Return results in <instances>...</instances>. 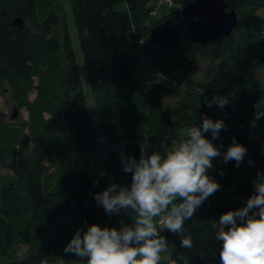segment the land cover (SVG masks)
<instances>
[{
  "label": "trees",
  "instance_id": "trees-1",
  "mask_svg": "<svg viewBox=\"0 0 264 264\" xmlns=\"http://www.w3.org/2000/svg\"><path fill=\"white\" fill-rule=\"evenodd\" d=\"M68 1L114 183L131 184V174L122 170V152L139 158L141 149L163 150L157 141L166 146L178 141V131L201 125L203 115L226 125L217 140L205 134L214 146L226 152L235 138L254 159V173H264V128L260 141L250 136L255 113L264 112V83L254 74L264 67V0H225L237 25L206 45L190 42L179 6L155 21L150 0ZM15 16L22 18V28L12 23ZM167 16L176 34L177 26L183 27L184 40L172 47L179 52L173 66L202 52L211 63L200 79L186 67L169 84L139 73L141 52L154 49L150 31ZM0 79L29 112L23 134L0 108V166L11 172L0 186V264H86L66 254L65 246L86 225L117 228L116 217L94 199L106 188L88 166L97 141L59 0H0ZM31 89L33 100L27 98ZM214 96L229 98L223 110L208 106ZM259 120L264 127V117ZM245 156L239 167L213 159L207 174L221 187L184 222L181 234L157 224L172 248L168 259L161 253L160 264H220L219 217L242 207L254 192L249 178L234 181L235 170L247 165ZM121 214L123 225L132 223L131 210ZM189 234L193 247L181 248L182 236ZM17 241L30 250L9 260Z\"/></svg>",
  "mask_w": 264,
  "mask_h": 264
},
{
  "label": "clouds",
  "instance_id": "clouds-1",
  "mask_svg": "<svg viewBox=\"0 0 264 264\" xmlns=\"http://www.w3.org/2000/svg\"><path fill=\"white\" fill-rule=\"evenodd\" d=\"M213 103L223 110L229 98L214 96L208 106ZM261 117L264 112L255 113L252 128ZM201 119L199 126L181 128L178 142L163 151L149 154L141 149L139 158L122 152V170L131 174L130 186L110 183L94 199L109 215L131 210L135 214L132 223L119 229L86 225V230L76 231L64 252L86 259V264H160L167 239L157 224L181 234L184 222L221 187L207 174L213 159L222 157L224 163L235 161L239 167L247 152L233 138L221 153L212 140L219 139L226 128L224 121L207 115ZM209 132L212 140L206 138ZM252 183L254 192L244 205L219 217L215 239L220 242V264H264V173L258 172ZM180 246L191 249L192 236H182Z\"/></svg>",
  "mask_w": 264,
  "mask_h": 264
},
{
  "label": "rangeland",
  "instance_id": "rangeland-1",
  "mask_svg": "<svg viewBox=\"0 0 264 264\" xmlns=\"http://www.w3.org/2000/svg\"><path fill=\"white\" fill-rule=\"evenodd\" d=\"M185 1L186 0H182L181 4H179L178 0H175V2H171V3H165L163 2V0H150L149 5L155 6L156 12L154 15V20L156 21L161 19L164 15L171 13L178 6L180 9L184 5L182 3ZM59 5L61 6L62 15L68 27L70 38L72 41L76 64L81 77L82 88L86 94L87 105L91 116V124L97 141V150L89 155L88 166L93 174L99 177L101 181H104L105 188H107L110 183H113V177L110 172L106 151L103 145L102 135L100 134L98 128L99 119L95 109L93 95L89 87L86 69L84 66L81 50L79 47V42L77 39L76 28L72 18L70 2L68 0H59ZM167 18L168 16L164 17L161 21ZM177 28H178L177 33L180 35L181 40H184L183 27L178 25ZM146 53L144 51L141 52L142 59L144 62H146V64H144L143 61L141 62L139 66V73L143 76L145 80L157 81L162 84H169L170 82L175 80V78L181 76L182 73L180 72L182 68L185 67L187 73H190L194 78L200 79L203 76L204 70L211 63L210 60H208L207 57H205V55L202 52H198L196 54V57L191 62L183 61L182 65L179 68L178 67L175 68V66H173V60H170L171 63H168L167 61L169 58H176L179 52L175 48L162 50L161 48L154 46L153 50H150L149 53L147 54ZM254 74L259 78V80L262 83H264V67L255 71ZM33 79L35 83L37 81V78L33 77ZM35 94H36V90L31 89L28 93L27 98L29 100H33L35 98ZM15 107L18 111V116L14 119L16 123L15 124L16 126H14V128L18 131H21V133L24 134L27 132V128H23V123L28 122L29 112L25 107L17 105L14 98V94L8 82L5 79H0V108L6 114V118L8 119L10 118V114L13 112ZM256 124L257 126L255 128L251 127L250 136L254 141H260L262 138L261 137L262 128L264 127H262V123L260 120L256 121ZM177 142L178 141L170 142V144L166 146L164 140L157 141L158 145L165 148H170L171 146L175 145ZM217 148H219L221 153L225 152L221 147H217ZM245 160L247 162L245 169L243 170L236 169L234 172L235 182H239L245 178H249L252 182L254 179H256L257 174L254 173L253 170V165L255 163L254 159L252 158L251 155H247L245 156ZM101 172H104L105 175L101 176L100 175ZM9 175H11V172L7 168L0 166V186L4 185L6 181L5 177L7 176L9 177ZM115 217H116V227L117 229H119L123 225L121 212L118 215L115 214ZM29 250L30 249L26 244L17 241L10 248L7 258H9V260L18 259L24 256ZM171 250H172L171 246L167 244V249L165 252L162 253V257L164 259H168Z\"/></svg>",
  "mask_w": 264,
  "mask_h": 264
},
{
  "label": "water",
  "instance_id": "water-1",
  "mask_svg": "<svg viewBox=\"0 0 264 264\" xmlns=\"http://www.w3.org/2000/svg\"><path fill=\"white\" fill-rule=\"evenodd\" d=\"M180 15L188 29L191 43L206 45L221 36H228L237 25V14L225 0H191L180 9ZM12 23L23 27V20L15 16ZM181 38L174 32L170 19L154 26L150 31V44L159 48L177 47ZM18 116L16 107L10 119Z\"/></svg>",
  "mask_w": 264,
  "mask_h": 264
},
{
  "label": "built area",
  "instance_id": "built-area-1",
  "mask_svg": "<svg viewBox=\"0 0 264 264\" xmlns=\"http://www.w3.org/2000/svg\"><path fill=\"white\" fill-rule=\"evenodd\" d=\"M163 2H165V3H171L173 1L172 0H163ZM155 12H156L155 9H153V10L150 11V14L151 15H155ZM260 150H261V152H264V145H262V147H261Z\"/></svg>",
  "mask_w": 264,
  "mask_h": 264
},
{
  "label": "crops",
  "instance_id": "crops-1",
  "mask_svg": "<svg viewBox=\"0 0 264 264\" xmlns=\"http://www.w3.org/2000/svg\"><path fill=\"white\" fill-rule=\"evenodd\" d=\"M166 50H167V49H166ZM178 54H179V53H178ZM178 54H177L176 58L178 57ZM176 58H169L167 61H168V63H171L170 60L175 61Z\"/></svg>",
  "mask_w": 264,
  "mask_h": 264
}]
</instances>
